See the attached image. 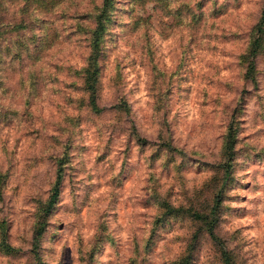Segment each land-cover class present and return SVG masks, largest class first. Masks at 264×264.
Wrapping results in <instances>:
<instances>
[{
    "label": "rangeland",
    "instance_id": "1",
    "mask_svg": "<svg viewBox=\"0 0 264 264\" xmlns=\"http://www.w3.org/2000/svg\"><path fill=\"white\" fill-rule=\"evenodd\" d=\"M102 5L0 0V264H264V0H114L96 111Z\"/></svg>",
    "mask_w": 264,
    "mask_h": 264
},
{
    "label": "trees",
    "instance_id": "2",
    "mask_svg": "<svg viewBox=\"0 0 264 264\" xmlns=\"http://www.w3.org/2000/svg\"><path fill=\"white\" fill-rule=\"evenodd\" d=\"M114 0H103V5L100 10V13L97 16V26L95 27V30L93 34L91 35V53L88 62V66L85 68L83 78L85 80L84 82V88L86 92L89 94L90 98V104L93 109L96 111H99L100 108L97 106V92H98V78H99V58L101 56V53L103 51V39H104V32L107 29V23L109 20V17L111 15V8ZM260 23L256 27L254 31L253 36V42L249 50V65L247 69V77H250L252 79L256 76V55L260 48L263 46V27H264V9L261 14ZM126 104V103H125ZM234 125L232 124L229 129V133L227 134L225 138L226 144L228 146L226 147V155L228 156V159L230 160L232 158V150L234 149V144L236 140V136L234 135ZM62 178V175L58 176L57 183L55 184L54 188L52 189L51 198L49 201V207L51 208L52 205L55 203L56 198L59 194V183L60 179ZM219 197V195H218ZM217 197V198H218ZM219 199L215 203V205L211 208L210 212L208 214L202 215L201 218H203V221L205 222V225L208 229V233L210 237L217 243L222 244L220 237L215 232V224H216V213L219 209ZM222 262L223 264H236L233 255L231 251L227 249H223L222 251Z\"/></svg>",
    "mask_w": 264,
    "mask_h": 264
}]
</instances>
